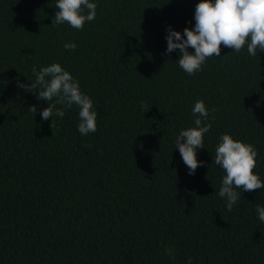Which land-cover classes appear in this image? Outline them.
I'll return each mask as SVG.
<instances>
[{
	"label": "trees",
	"instance_id": "obj_1",
	"mask_svg": "<svg viewBox=\"0 0 264 264\" xmlns=\"http://www.w3.org/2000/svg\"><path fill=\"white\" fill-rule=\"evenodd\" d=\"M90 2L77 30L51 26L57 0H0V264H264V189H237L227 211L214 162L229 134L264 182V51L221 45L188 75L166 35L194 28L200 0ZM54 63L92 100L95 132L80 134L75 104L43 120L54 100L18 87ZM198 100L211 129L189 175L175 140Z\"/></svg>",
	"mask_w": 264,
	"mask_h": 264
},
{
	"label": "clouds",
	"instance_id": "obj_2",
	"mask_svg": "<svg viewBox=\"0 0 264 264\" xmlns=\"http://www.w3.org/2000/svg\"><path fill=\"white\" fill-rule=\"evenodd\" d=\"M96 8L97 4L90 0H57L58 10L51 26L67 23L74 29L82 30L86 22L96 18ZM84 9H87L86 14ZM194 20V28L186 27L183 34L169 26L166 35L165 54L178 49V64L188 75L199 71L207 58L221 56V45L237 53L247 46L249 56H256L257 49L264 51V0H200L195 8ZM64 48L74 51L76 44L66 43ZM189 48L194 49V53ZM32 72L35 75L34 82L17 83L26 92L35 93L38 100H54L41 112L43 120L53 118L54 115L63 118L65 111L57 108L58 104L68 108L75 104L79 108L80 134L87 135L97 130V114L92 111L93 102L80 91L79 82L68 71L54 63L38 72L34 66ZM30 110L36 112L35 106ZM192 112L197 116L195 127L181 130L175 140V148L179 149L189 175L204 166V162L197 159V151L204 148V135L211 129L210 123H204L209 118V110L202 100L195 103ZM257 155L253 145L234 140L229 134L220 136L214 162L225 173L218 195L227 201V211H231L239 199L237 189L243 192L264 189V182L254 173ZM256 211L259 220L264 223V207L258 205ZM165 251L172 255L171 250ZM187 264H192L191 258Z\"/></svg>",
	"mask_w": 264,
	"mask_h": 264
}]
</instances>
